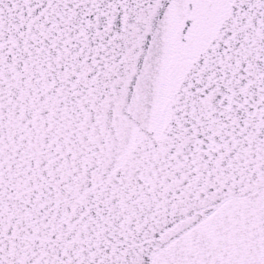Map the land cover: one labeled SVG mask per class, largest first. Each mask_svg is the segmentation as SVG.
<instances>
[{"label":"snow or ice","instance_id":"obj_1","mask_svg":"<svg viewBox=\"0 0 264 264\" xmlns=\"http://www.w3.org/2000/svg\"><path fill=\"white\" fill-rule=\"evenodd\" d=\"M0 264H264V0H0Z\"/></svg>","mask_w":264,"mask_h":264}]
</instances>
